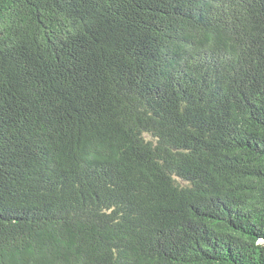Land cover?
<instances>
[{
	"label": "trees",
	"instance_id": "16d2710c",
	"mask_svg": "<svg viewBox=\"0 0 264 264\" xmlns=\"http://www.w3.org/2000/svg\"><path fill=\"white\" fill-rule=\"evenodd\" d=\"M0 264H264V0H0Z\"/></svg>",
	"mask_w": 264,
	"mask_h": 264
}]
</instances>
